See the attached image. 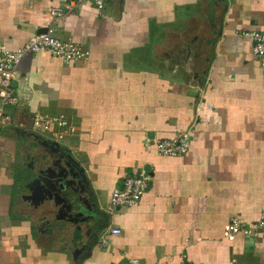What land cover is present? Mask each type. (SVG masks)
<instances>
[{
	"label": "crops",
	"instance_id": "crops-1",
	"mask_svg": "<svg viewBox=\"0 0 264 264\" xmlns=\"http://www.w3.org/2000/svg\"><path fill=\"white\" fill-rule=\"evenodd\" d=\"M65 2L0 0V49ZM254 30L264 0H84L67 14L56 34L89 58L25 55L27 89L8 113L26 126L0 132V264H264V59L242 34ZM36 109L66 115L63 141L31 129ZM181 134L184 155L154 146ZM141 167L149 189L111 210ZM64 168L86 194L81 209L47 177ZM233 218L251 233L228 239Z\"/></svg>",
	"mask_w": 264,
	"mask_h": 264
},
{
	"label": "built area",
	"instance_id": "built-area-1",
	"mask_svg": "<svg viewBox=\"0 0 264 264\" xmlns=\"http://www.w3.org/2000/svg\"><path fill=\"white\" fill-rule=\"evenodd\" d=\"M84 0H66L63 5H53L50 9L39 15L41 29L33 33L20 46L15 49H0V132L6 127L16 125L25 127L24 118L13 120L8 109L17 106L20 102V92L27 89L28 77L20 76L19 64L22 58L31 53L48 52L65 62L87 60L90 51L81 44L72 40H64L57 36V26L65 19L67 14L73 12ZM96 7L103 9L106 0H92ZM253 43V53L264 59V31H243ZM264 64V63H263ZM13 81H17L14 86ZM29 124L33 131L45 138L61 142L70 131V123L64 113H51L40 109L32 110L28 114ZM155 148L165 156L178 157L184 155L190 147V138L181 134L174 138L157 139ZM153 175L146 167H141L135 175L127 176L120 188L111 194L110 209L115 210L121 206L135 205L146 193L152 183ZM258 229L264 228V216L256 223ZM251 233L252 229H245L237 218L231 219L226 225L225 235L234 239L239 232ZM112 234H121L120 227L110 230ZM102 243L106 242L103 238ZM137 261V259H133Z\"/></svg>",
	"mask_w": 264,
	"mask_h": 264
},
{
	"label": "water",
	"instance_id": "water-1",
	"mask_svg": "<svg viewBox=\"0 0 264 264\" xmlns=\"http://www.w3.org/2000/svg\"><path fill=\"white\" fill-rule=\"evenodd\" d=\"M66 175L67 173L65 171V168L58 174L55 171L49 169V174L47 175V177H49L51 180H53V178H55L56 176L58 177V179L55 180V183L59 186L60 191L64 193V198L62 200L65 202L66 208L73 209L74 211L76 209H81L82 204H85V197L80 194L75 184L72 185V183L66 179ZM46 178L45 181H47Z\"/></svg>",
	"mask_w": 264,
	"mask_h": 264
},
{
	"label": "flooded vegetation",
	"instance_id": "flooded-vegetation-1",
	"mask_svg": "<svg viewBox=\"0 0 264 264\" xmlns=\"http://www.w3.org/2000/svg\"><path fill=\"white\" fill-rule=\"evenodd\" d=\"M80 189V188H79ZM81 190V189H80ZM80 190H78V191H80ZM83 195H85L86 196V194L85 193H83ZM86 198H84V200H85Z\"/></svg>",
	"mask_w": 264,
	"mask_h": 264
}]
</instances>
